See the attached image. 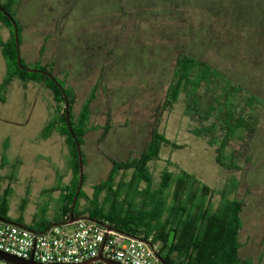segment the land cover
<instances>
[{"label":"rangeland","instance_id":"1","mask_svg":"<svg viewBox=\"0 0 264 264\" xmlns=\"http://www.w3.org/2000/svg\"><path fill=\"white\" fill-rule=\"evenodd\" d=\"M18 3L21 61L58 65L57 79L75 90L68 109L75 121L97 92L90 120L97 128L81 146L85 194L76 205L93 198L114 163L139 160L156 134L163 141L159 160L151 164L154 176L167 169L197 178L215 191V207L224 198L242 201L239 255L264 264V0ZM0 24L1 78V43L11 40L12 31ZM181 54L207 62L263 101L249 167L243 156L241 170L222 166L218 150L189 133L192 117L185 104L167 101ZM37 87L16 80L0 86V202L9 206L10 220L21 216L26 226L53 222L74 185L63 128L65 143L53 130L56 103Z\"/></svg>","mask_w":264,"mask_h":264},{"label":"trees","instance_id":"2","mask_svg":"<svg viewBox=\"0 0 264 264\" xmlns=\"http://www.w3.org/2000/svg\"><path fill=\"white\" fill-rule=\"evenodd\" d=\"M18 4V0H8V3L0 0L1 7L15 20ZM0 19L12 31L11 40L7 44L1 43L7 61L4 85L8 86L13 80L22 85L33 82L56 103V121L66 136L74 176L71 194L62 209V217L69 221L80 181V165L77 145L68 130L64 95L48 76L20 68L13 24L1 10ZM22 64L53 75L64 88L71 107L75 90L57 79L54 74L57 64ZM96 99L97 92L93 91L76 121L70 112V123L81 146L84 137L97 128L90 121ZM167 101L185 104L192 117L189 133L217 149L222 166L228 170H241V156L246 167L252 164L251 149L263 110V101L258 96L207 62L181 54L177 58ZM162 141L155 134L139 160L114 163L107 181L94 189L93 198H88L83 207L80 200L85 193L81 191L74 217H86L99 224H108L119 233L159 244L158 256L165 264H255L239 255L243 202L224 198L215 207L212 201L215 191L182 171L173 173L166 169L156 178L151 164L159 160ZM83 162L85 166L84 156ZM3 207L6 204H1L0 216L6 217Z\"/></svg>","mask_w":264,"mask_h":264},{"label":"built area","instance_id":"3","mask_svg":"<svg viewBox=\"0 0 264 264\" xmlns=\"http://www.w3.org/2000/svg\"><path fill=\"white\" fill-rule=\"evenodd\" d=\"M108 227L77 220L37 231L0 218V251L44 264L82 263L100 255L120 264H162L158 259L159 244Z\"/></svg>","mask_w":264,"mask_h":264},{"label":"water","instance_id":"4","mask_svg":"<svg viewBox=\"0 0 264 264\" xmlns=\"http://www.w3.org/2000/svg\"><path fill=\"white\" fill-rule=\"evenodd\" d=\"M0 10L2 11V13L13 24L14 32H15V41H16L17 50H18L17 61H18V64H19L20 68L22 70H26V71L31 72V73L32 72L33 73H42V74L48 76L50 79H52L55 82V84L59 87V89L62 91V93L64 95L65 105H66V121H67V125H68V130H69L71 136L73 137V139H74V141H75V143L77 145V151H78V156H79V165H80L79 186H78V189H77L74 201H73L72 211H71V214H70V220L68 221V223L71 224V223H73V222H75L77 220H89V218H86V217H82V218H75L74 217V210H75L76 202H77L79 194H80V192L82 190V183H83V179H84V162H83V155H82L81 145H80L77 137L75 136V133L73 132V129H72V126H71V123H70V117H69L70 113H69V110H68L69 109V102H68L65 90H64V88L61 85H59V83L55 79V77L53 75H51L48 71H42V70L33 69V68H26V67L23 66L22 61H21V56H20L18 24H17L16 20L6 10H4L1 7V5H0ZM1 219L3 221L10 222V221L5 220L4 218H1ZM11 223H13V222H11ZM108 228H110V227H108ZM158 259L161 261L162 264H165L159 256H158ZM0 261L3 262L4 264H44V263H38V262L34 261L33 259L23 260V259L15 257V256H12L10 254L4 253L2 251H0ZM54 264H60V263H54ZM61 264H64V263H61ZM70 264H120V263L108 260V259L104 258L102 255H100V256H98V257H96L94 259H91V260H88V261H85V262H82V263H70Z\"/></svg>","mask_w":264,"mask_h":264},{"label":"crops","instance_id":"5","mask_svg":"<svg viewBox=\"0 0 264 264\" xmlns=\"http://www.w3.org/2000/svg\"><path fill=\"white\" fill-rule=\"evenodd\" d=\"M4 3H8V0H2ZM2 24H0L1 26ZM8 40V38L6 39V41ZM1 58L3 60V65H4V71H5V74H1V78H0V86L2 83H4V80L6 78V75H7V61H6V58H5V54H4V50H3V53L1 54ZM52 63V61H51ZM51 63H48L47 65H50ZM46 65V66H47ZM58 68V66H57ZM22 87H24V85L20 84ZM37 88H41V87H37ZM41 91H43V93H45V91L41 88ZM55 108V107H54ZM47 127V126H46ZM46 130V129H45ZM45 134L47 133V131H45ZM53 130L55 132H58L59 135L62 137V140L63 142L65 143V137L61 134L60 130H61V127L57 124L53 127ZM66 147H67V150H68V153H69V157H70V150H69V147L67 146V144L65 143ZM60 200V199H59ZM60 203V202H59ZM1 204H6L5 202H0V206ZM2 209L6 210L5 213H7L6 217H3V216H0L1 218H4L5 220L7 221H10V222H13L15 224H18L22 227H25V228H28V229H31V230H37V231H42V230H45L46 228L50 227V226H53V225H65L68 223V221L62 217V209H61V206H59V209H58V216L57 218H55L53 220V222H47L46 220H42L41 222H36V224H33L31 226H26V224L23 222V218L20 216V218L18 220H10L7 216H8V212H9V206L6 204V207H3ZM47 212V209H43L42 210V213H46ZM45 215V214H44ZM43 215V216H44Z\"/></svg>","mask_w":264,"mask_h":264}]
</instances>
